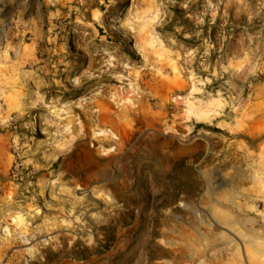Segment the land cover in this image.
<instances>
[{"label":"rangeland","instance_id":"obj_1","mask_svg":"<svg viewBox=\"0 0 264 264\" xmlns=\"http://www.w3.org/2000/svg\"><path fill=\"white\" fill-rule=\"evenodd\" d=\"M0 264H264V0H0Z\"/></svg>","mask_w":264,"mask_h":264},{"label":"built area","instance_id":"obj_2","mask_svg":"<svg viewBox=\"0 0 264 264\" xmlns=\"http://www.w3.org/2000/svg\"><path fill=\"white\" fill-rule=\"evenodd\" d=\"M40 237H41V236H39V234H35V235H33V236H32V235H31V236H24V237H23V240H22V243H23L24 245H31L32 242L39 240Z\"/></svg>","mask_w":264,"mask_h":264},{"label":"bare ground","instance_id":"obj_3","mask_svg":"<svg viewBox=\"0 0 264 264\" xmlns=\"http://www.w3.org/2000/svg\"><path fill=\"white\" fill-rule=\"evenodd\" d=\"M107 72H108V71H107ZM118 72H119V71H118ZM114 73H115V71H114ZM104 75H105V74H104ZM109 76H110V75L108 74V77H109ZM99 78H100V77H99ZM99 78H98V79H99ZM100 81H101V80H100ZM114 116H115V115H114ZM102 118H103V117H102ZM101 121H102V120H101Z\"/></svg>","mask_w":264,"mask_h":264}]
</instances>
